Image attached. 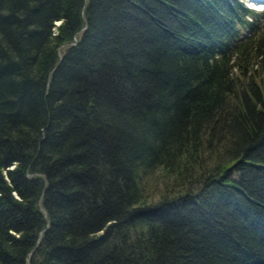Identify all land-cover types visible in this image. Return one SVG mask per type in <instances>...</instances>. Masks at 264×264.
<instances>
[{"label":"trees","instance_id":"obj_1","mask_svg":"<svg viewBox=\"0 0 264 264\" xmlns=\"http://www.w3.org/2000/svg\"><path fill=\"white\" fill-rule=\"evenodd\" d=\"M0 264H264V8L0 0Z\"/></svg>","mask_w":264,"mask_h":264},{"label":"rangeland","instance_id":"obj_2","mask_svg":"<svg viewBox=\"0 0 264 264\" xmlns=\"http://www.w3.org/2000/svg\"><path fill=\"white\" fill-rule=\"evenodd\" d=\"M248 1V3L249 4H251V0H247ZM255 4H252V5H256L257 3L256 2H254ZM256 6H259V9H262V8H264V4H262V5H256ZM152 194H155V191H156V188H155V186L153 185V187H152ZM156 196H158V194H156ZM156 198H159V196L158 197H156ZM156 198H154V199H156Z\"/></svg>","mask_w":264,"mask_h":264},{"label":"bare ground","instance_id":"obj_3","mask_svg":"<svg viewBox=\"0 0 264 264\" xmlns=\"http://www.w3.org/2000/svg\"><path fill=\"white\" fill-rule=\"evenodd\" d=\"M254 2H256L258 5L264 4V0H251V4H255Z\"/></svg>","mask_w":264,"mask_h":264},{"label":"clouds","instance_id":"obj_4","mask_svg":"<svg viewBox=\"0 0 264 264\" xmlns=\"http://www.w3.org/2000/svg\"><path fill=\"white\" fill-rule=\"evenodd\" d=\"M248 2V1H247Z\"/></svg>","mask_w":264,"mask_h":264}]
</instances>
